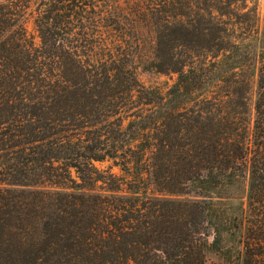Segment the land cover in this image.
<instances>
[{
    "label": "trees",
    "instance_id": "trees-1",
    "mask_svg": "<svg viewBox=\"0 0 264 264\" xmlns=\"http://www.w3.org/2000/svg\"><path fill=\"white\" fill-rule=\"evenodd\" d=\"M146 1L158 66L180 69L200 51L217 91L166 121L154 193L112 222L99 218L107 181L96 163L126 135L122 114L159 104L132 69L136 36L101 0H45L37 45L26 4L0 2V264H206L226 236L239 264H264V57L251 127L250 55L236 34L246 13L239 0ZM242 180L235 208L229 191Z\"/></svg>",
    "mask_w": 264,
    "mask_h": 264
},
{
    "label": "rangeland",
    "instance_id": "rangeland-1",
    "mask_svg": "<svg viewBox=\"0 0 264 264\" xmlns=\"http://www.w3.org/2000/svg\"><path fill=\"white\" fill-rule=\"evenodd\" d=\"M5 1L7 0H0ZM15 1L26 4V15L23 18L25 26L34 42L40 45L41 38L35 19L41 3L45 0ZM102 3L111 5L126 17V22L132 30V35L136 36L138 44L131 60L132 69L159 103L147 106L149 110L142 113L143 116L140 118L122 114L126 135L120 141L111 143L104 152V160L96 163L103 169L107 181L105 184L100 182L97 185L103 187H97L101 199L99 218L112 222L119 219L144 196L154 193L150 161L156 137L170 117L189 108H195L203 97L211 96L212 92L217 91L215 79L219 71L213 69L212 84L204 85L203 59H200V51L190 55L186 65L180 69H161L158 66L156 26L148 1L101 0L100 4ZM235 6L242 14L246 13L242 19L244 22L238 25L240 29L236 27V34L241 36L243 49L250 55V59L243 62V71L246 77L250 76L252 79V93L249 97V118L252 127L259 69L264 62H261L264 57V0H239ZM73 173L75 174V171ZM229 193L235 196L232 200L235 208L245 205L247 181L242 180ZM224 246L223 252L210 251L206 264H239L236 260L239 248L237 240L226 236ZM230 248L233 249L232 257L225 255Z\"/></svg>",
    "mask_w": 264,
    "mask_h": 264
}]
</instances>
